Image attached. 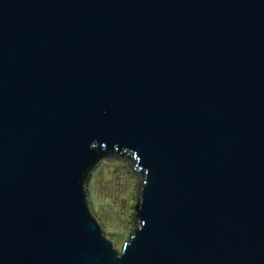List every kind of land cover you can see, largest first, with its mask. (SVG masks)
<instances>
[{
    "label": "water",
    "instance_id": "obj_1",
    "mask_svg": "<svg viewBox=\"0 0 264 264\" xmlns=\"http://www.w3.org/2000/svg\"><path fill=\"white\" fill-rule=\"evenodd\" d=\"M0 264H264V0H0Z\"/></svg>",
    "mask_w": 264,
    "mask_h": 264
},
{
    "label": "rangeland",
    "instance_id": "obj_2",
    "mask_svg": "<svg viewBox=\"0 0 264 264\" xmlns=\"http://www.w3.org/2000/svg\"><path fill=\"white\" fill-rule=\"evenodd\" d=\"M86 190L90 211L119 252L135 227L131 216L140 193L137 175L125 161L103 159L89 176Z\"/></svg>",
    "mask_w": 264,
    "mask_h": 264
}]
</instances>
